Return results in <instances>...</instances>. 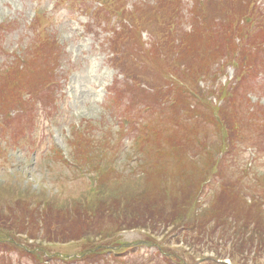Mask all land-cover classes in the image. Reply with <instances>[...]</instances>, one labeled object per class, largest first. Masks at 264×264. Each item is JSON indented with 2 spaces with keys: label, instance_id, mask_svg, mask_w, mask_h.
<instances>
[{
  "label": "trees",
  "instance_id": "obj_1",
  "mask_svg": "<svg viewBox=\"0 0 264 264\" xmlns=\"http://www.w3.org/2000/svg\"><path fill=\"white\" fill-rule=\"evenodd\" d=\"M193 1L191 32L181 25L183 0L146 4L143 12L133 18V31L126 32L136 34L152 25L158 32L157 43L149 48L142 45L143 55H137L138 63L146 64L149 73L146 76L151 74L154 78L157 105L168 113L164 123L174 132L186 131L182 134L183 146L178 142L168 144L164 137H158L154 146L158 154L152 155L149 151L147 156L155 158V165L149 164L150 173L141 177L146 179L145 185L133 188L128 183L125 185L129 186L122 184L121 196H105L103 190L104 196H100V191L95 192L75 207L59 210L52 206L40 210L30 206V201L22 200L18 209L8 210V215L0 214V223H11L14 219L15 229L22 226L28 239H47L46 242L86 239L82 254L88 262L103 259V252L112 248L123 249L125 246L117 240L121 231L141 228L152 233L163 230L165 236L157 241L150 235L148 240L160 247L159 255H152L150 260L143 257L138 264H198L202 260L227 264L228 258L232 264H264V174L252 179L249 174L234 175L232 164H225L220 155L221 151L229 154L235 150L236 142L245 137L243 125L248 113L231 112L228 107L214 104L202 94L200 85L206 77L223 72L230 63L239 69V85L245 81L244 69H254L257 64L264 67V59H259L264 52V25L259 23L264 20V11L257 7V0H222L219 10L214 9L213 0ZM244 20L247 28L242 25ZM249 27L258 31L251 34ZM36 48L38 53L43 46ZM160 55L161 67L157 64ZM43 56L39 60L37 55L23 67L17 65L0 71V109L20 102L22 88L29 91L34 88L20 81L21 70L29 75L41 71L45 65ZM214 65L216 69L212 71ZM140 70L142 76L143 66ZM202 123H205L203 133ZM90 144L91 139L86 140V145ZM105 145L99 142L94 152L82 145L75 148L78 169L84 171L86 164L90 169L93 162L99 172L101 188L111 185L118 177V174L113 177L109 169L117 163L115 154L106 160ZM161 160L164 166L160 168ZM89 169L86 171L91 172ZM136 173L139 175L142 170ZM212 184L207 193V187ZM129 189L134 193L123 195ZM100 197L113 199L104 203ZM66 223L73 225L68 229ZM1 227L3 230L5 225ZM169 236L177 241L191 239V262L186 261L180 251L169 247ZM2 242L0 239V264L7 260L12 264V257L4 252L6 243ZM12 242L20 243L17 239ZM195 247L212 254L198 256L193 253ZM23 248L37 258L36 264L41 260L47 264L46 260L56 257L49 251L44 258L41 245L30 244ZM125 260L121 263L134 264V258L132 263Z\"/></svg>",
  "mask_w": 264,
  "mask_h": 264
},
{
  "label": "rangeland",
  "instance_id": "obj_2",
  "mask_svg": "<svg viewBox=\"0 0 264 264\" xmlns=\"http://www.w3.org/2000/svg\"><path fill=\"white\" fill-rule=\"evenodd\" d=\"M98 1L101 0H0V65L6 64L4 61L8 63L12 59L20 61V56L29 61L37 55L40 60L44 55L43 61L45 62L42 70L35 74L29 75L27 71L21 70L20 81L29 87H34L31 89V93L34 94L35 100L28 106L20 105L21 100L11 105L16 108L13 110L12 117H7L5 112L7 108H2L0 118L8 119L2 123L4 126L0 124V214L8 215V210L12 212L18 209L22 200L30 201V206H37L40 210L49 206L59 210L66 209L65 207L68 206L75 207L84 198L93 196V193L99 191L101 194L103 190L106 192L105 196H121L122 184L128 183L133 188L145 185L146 179L141 177H146L150 173L147 167L149 164L155 165V158L147 156L149 151L152 155L158 154L154 148L158 137H164L168 144L178 142L183 146L182 134L186 131L174 132L172 128L167 127L164 121H167L168 113L161 105H157L156 112L162 120L155 121L153 137L147 143L141 140L136 151L133 147V138H129V135L124 133L121 127H116L115 119L112 114H109V109L104 107L110 98V88L113 87L114 106L117 114L131 116L136 122L150 118L149 113L141 114L142 109L149 105V102L156 100L158 93L151 85L144 86V89H138L136 84H133L132 78L140 76L141 70L132 62L130 56L131 54L143 55L138 51L139 46H151L154 40H159V37L154 36L150 31L143 33L144 40L140 38L141 35L139 37L136 34L126 35L125 30L129 28V25L121 24L118 16H112V22L109 25L102 18L103 11H101ZM158 1L125 0V3L129 10L138 14L139 8L144 9L146 3L154 5ZM212 2L214 9L219 10L222 0H213ZM256 2L257 7L264 11V0ZM186 3L190 4L189 0ZM121 4L119 1L117 5ZM127 13L129 12L125 11V14ZM185 13L186 19L190 18L188 8H185ZM215 13L218 15L217 11ZM242 22H244L242 25L247 28L245 25L247 22L245 20ZM259 23L264 25V20ZM185 24L188 22L186 21ZM114 26L117 28H113ZM32 27L36 29H32ZM33 30L48 35L42 45L43 49H40L42 51L38 53L36 52L37 46L26 48V45L35 38ZM249 31L253 34L258 31V28L252 31V28L249 27ZM122 33L124 37L121 36ZM128 36H130V40L127 38ZM42 39L43 34L40 37V40ZM109 41L113 42L109 43ZM124 41L133 43L132 45L125 43V52H129L127 56L121 51L123 44L120 43ZM236 41L239 43V40L236 39ZM25 49L26 51H24ZM12 52H14L13 55ZM259 59L260 61L264 59V52ZM162 61L163 58L160 55L157 64L160 66ZM211 69L214 71L216 66H212ZM142 71L144 73L142 77L154 82L151 74L146 76L148 73L146 64L143 65ZM218 77L217 86L213 89L209 99L218 106L228 107L231 112L244 110L248 113L243 125L245 137L236 142L237 147L231 153L226 154L221 151L220 155L225 164L232 163L234 175L241 173L247 175L243 170L239 172L237 167L246 168L251 179L257 175H263L264 147L254 146L249 143V140L255 141V136L259 131L264 137V92L253 93L254 103L251 104L249 100L240 98L249 96L250 91L245 86L236 92L237 95L234 98L231 96L233 88L226 82L231 81L234 77L232 67L227 68V71ZM262 78H264V72L259 74L258 80ZM55 79H59L57 85H47L49 80ZM215 80L217 79L209 76L201 84L209 87L212 84L211 81ZM260 84L264 89V81H261ZM22 86L24 87L23 84ZM25 89V87L21 89L23 95H26ZM128 105L131 109L126 112L124 108ZM23 108L29 110L28 115L22 114ZM251 118H253L252 125H250ZM73 122H82L89 126L103 122L104 125H101L100 131L87 132L81 139L73 142L71 141L73 136L69 135V129ZM205 123H202L201 133L204 131ZM109 128L112 130V136L109 137V141H105L101 137L105 131L108 132ZM88 139H91L90 145H86ZM101 141L106 144L108 150L106 160L111 155L110 146L116 141L119 145L115 153L117 163H113L109 168L112 170V176L118 174V177L114 178L111 185L106 184L103 188L98 185L99 172L95 170L93 162L89 169L91 172H85L53 157L54 146L58 145V148L65 152L64 158L69 157L74 165L78 161L75 146H86L91 152H94L99 148L98 143ZM251 147L254 149L252 150ZM138 152L141 153V162H143L141 165L135 163L136 169L142 170L139 175L132 172L136 169L126 165V162L130 161L132 157H137L136 153ZM69 153L70 155H68ZM88 165L86 164V166ZM163 166V160H161L158 167ZM210 189L211 187H207L208 192ZM129 190L123 195L134 193V190ZM100 199L107 203L111 202L113 198L100 197ZM202 199L206 200V197ZM13 221L14 219L11 220V223H0L2 229L5 225V228L0 230V239H3L2 243H6L7 249L4 252L12 257V264H20L19 261H22V264H35L37 258L27 254L23 248V246L29 247L30 244L41 245L44 252L40 248L35 249L42 251L44 256L50 250L53 253L61 252L60 258L55 257L52 264H103L105 259H108L110 264H122V253L118 251L106 252L104 259L97 258L94 262H88L82 254L84 248L82 245L86 240L47 244V239H28L25 229H22L21 226L19 230H16L15 225L12 224ZM66 225L69 229L73 224L66 223ZM164 236L165 234L156 232L152 238L160 241ZM15 238L20 242V246L12 242V239L16 240ZM145 239H147L145 231L135 229L124 231L120 241L132 243ZM167 242L172 250L181 251L191 261L189 257L191 255V239L177 241L173 236H169ZM154 251L155 246L149 244L146 247H136L130 250V253L134 254V264H138L139 255L147 257ZM193 253L201 257L212 254L200 247H195ZM227 262L230 261L227 260ZM208 263L210 261L202 260L198 264ZM5 264H10V260H7ZM40 264H45V261L41 260Z\"/></svg>",
  "mask_w": 264,
  "mask_h": 264
}]
</instances>
